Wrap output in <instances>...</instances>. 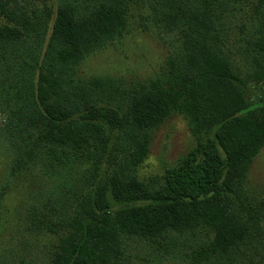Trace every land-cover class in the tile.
Instances as JSON below:
<instances>
[{
    "label": "trees",
    "instance_id": "trees-1",
    "mask_svg": "<svg viewBox=\"0 0 264 264\" xmlns=\"http://www.w3.org/2000/svg\"><path fill=\"white\" fill-rule=\"evenodd\" d=\"M126 4L84 0L81 13L62 5L42 49L41 19L26 16L17 1L0 0V55L5 63L0 100L9 114L3 126L15 125L20 132L35 129L37 145L75 154L94 144L96 161L115 132L128 144L133 166L146 157L151 131L174 114L182 116L195 140L156 186L132 175L115 180L106 190L97 189L79 211L51 222L47 230L57 236L50 264H116L122 237L148 240L204 228L211 239L191 257L200 264L252 236L238 193L248 165L264 146V94L247 103L243 87L247 80L264 84V66L241 79L219 51L193 39L182 65L168 60L166 73L120 101H113L116 87L108 77H89L79 88L71 78L74 68L124 35ZM191 19H185L187 24L196 26ZM202 20L196 21L195 32L203 29Z\"/></svg>",
    "mask_w": 264,
    "mask_h": 264
},
{
    "label": "rangeland",
    "instance_id": "rangeland-1",
    "mask_svg": "<svg viewBox=\"0 0 264 264\" xmlns=\"http://www.w3.org/2000/svg\"><path fill=\"white\" fill-rule=\"evenodd\" d=\"M14 1L21 4L26 16L41 19L42 49L57 8L68 5L77 13L84 9V0ZM124 2V35L74 68L71 78L79 88H84L89 77H108L116 87L113 101H120L166 73L168 60L182 65L185 48L193 39L205 40L207 46L219 51L241 79L264 66V0ZM177 6L183 12L177 11ZM201 17L203 29L195 32ZM189 18L196 26L187 24L185 19ZM3 57L0 55V79L5 75ZM263 94V82H245L247 103ZM10 101L7 99L8 104ZM8 115V107L0 100V264H50L57 236L47 230L51 222L58 223L79 211L97 189L106 190L115 180L124 181L132 175L148 187L156 186L164 170L177 166L195 143L185 120L174 114L151 131L148 153L137 166L130 163L128 144L115 132L110 134L106 152L96 161V145L85 146L78 154L37 145L35 129L20 132L15 125L3 126ZM238 198L242 219L252 228L251 239L200 264H264V146L248 165ZM210 239L204 228L167 232L148 240L122 237L116 264H195L193 253Z\"/></svg>",
    "mask_w": 264,
    "mask_h": 264
}]
</instances>
